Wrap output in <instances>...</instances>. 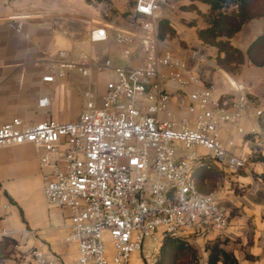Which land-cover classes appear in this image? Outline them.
<instances>
[{
  "label": "built area",
  "instance_id": "obj_1",
  "mask_svg": "<svg viewBox=\"0 0 264 264\" xmlns=\"http://www.w3.org/2000/svg\"><path fill=\"white\" fill-rule=\"evenodd\" d=\"M122 15L124 25H119L106 11L92 22L88 40L111 41L124 59L141 58L138 63L121 66L112 57L73 58L58 50V69L50 66L41 76L53 82L71 70L85 78L110 71L101 105L87 91L75 120L28 123L13 117L0 125V148L31 143L40 149L44 199L67 211L66 240L77 252L74 260L64 261L41 243L29 252V264H157L167 236L204 238L226 222L228 211L218 191L200 192L195 169L207 161L239 172L264 145L263 108L244 87L229 82L234 94L216 95L214 85L186 70L183 58L160 37L162 0H135ZM29 18L8 15L5 21L21 33ZM189 56L197 59L198 53ZM169 84L181 94L180 116L169 108ZM47 105V97L38 99V107ZM231 131L250 136L254 150H236ZM174 142L191 151L177 156ZM29 233L36 236L34 230ZM147 239L152 249L146 248Z\"/></svg>",
  "mask_w": 264,
  "mask_h": 264
},
{
  "label": "crops",
  "instance_id": "obj_2",
  "mask_svg": "<svg viewBox=\"0 0 264 264\" xmlns=\"http://www.w3.org/2000/svg\"><path fill=\"white\" fill-rule=\"evenodd\" d=\"M85 1L92 3L93 0ZM94 1L93 5L110 4L106 10L111 12L110 22L124 25L122 14L131 8L126 0ZM208 9L209 5L200 0H164L162 3V20L173 29L172 35L166 33L164 37L167 44L183 60L190 57L192 49L198 52L199 48H206L204 56L207 62L201 64L207 69L215 66L217 49L202 43L197 30L206 27L204 14ZM20 14L30 16L25 20L21 33L9 28L5 21L8 15ZM99 19L100 16L92 10L70 6L67 0H0V125L13 117L28 123L48 119L72 121L84 107L85 92L89 91L92 96V87L97 86V94H103L105 81L112 76L110 71H93L90 77L85 78L71 70L64 78L56 76L53 82L41 81V76L50 66L55 71L58 69V50L66 51L73 58L88 52L102 58L112 57L113 63L121 66L139 62L141 58L124 59L119 47L111 41L91 43L88 40L87 31L94 26L92 22ZM263 28L264 16H258L245 22L230 38V42L245 54V59L239 71L231 73L232 76L222 73L228 81L241 84L249 97L264 109V66L253 65L246 55L247 48L262 34ZM82 44L87 45V53L80 51ZM198 74L203 82L215 86L216 95L234 94L231 87L227 88L220 77H216L215 71L208 69L206 73ZM80 81L87 88L78 92ZM168 87L171 92L169 108L180 116L182 111L177 102L181 94L174 85L169 84ZM41 97L48 98L46 107L37 106ZM242 124L248 128L249 121ZM230 135L236 150L244 153L254 150L250 136L243 137L233 131ZM259 152L262 159L252 161L241 174L231 177L242 187L240 193H235L228 185L221 187L225 179L217 187L220 201L228 211L224 225L207 237L185 239L196 250L198 264H208L209 250L205 246L216 241L235 264H264V145ZM39 155L40 149L31 143L0 148V238H14L18 243L16 255L22 257L18 262L8 259L0 264H29V252L41 243L45 251L64 261H72L77 256L75 246L66 240L68 232L63 227L67 211L48 205L44 199ZM29 230H34L36 236ZM217 264H225L221 256Z\"/></svg>",
  "mask_w": 264,
  "mask_h": 264
},
{
  "label": "trees",
  "instance_id": "obj_3",
  "mask_svg": "<svg viewBox=\"0 0 264 264\" xmlns=\"http://www.w3.org/2000/svg\"><path fill=\"white\" fill-rule=\"evenodd\" d=\"M209 5L207 13L204 14L206 27L197 30L198 39L207 45L217 49L215 60L217 64L227 72H238L244 63L245 54L230 42V38L240 30L241 26L252 18L263 16L264 10L255 12L253 4L257 0H200ZM165 28L166 33L173 34V29L165 20L159 22V28ZM164 33H160V37L164 38ZM264 38V28L262 34L256 37L249 45L246 51L247 58L255 66H264V60L257 62L253 59V50L259 41ZM259 123L264 130V109L263 114L259 118ZM205 173L208 177L215 170L207 161L200 164L194 171L195 183L198 187L200 174ZM17 241L9 236L0 238V263L8 259H12L17 253ZM205 249H209L208 264H217L221 256L225 264H235L231 258L221 247L219 242H214L211 246L206 245ZM187 262V264H198V254L195 249L183 238L175 236H167L159 250L157 264H178L179 262Z\"/></svg>",
  "mask_w": 264,
  "mask_h": 264
},
{
  "label": "rangeland",
  "instance_id": "obj_4",
  "mask_svg": "<svg viewBox=\"0 0 264 264\" xmlns=\"http://www.w3.org/2000/svg\"><path fill=\"white\" fill-rule=\"evenodd\" d=\"M257 1L258 2L255 1V3L253 4V10L255 12L264 10V0H257ZM67 3L73 7L78 6V7H84V8H87L89 10H92L95 14H97V16H100V17L103 16L104 11L108 10L109 7H111L110 4H108L107 2H103L101 4L93 5L95 3L94 0L92 1V3H87L85 0H67ZM134 3H135V0H126L127 5L130 4V6H132V4H134ZM162 3H164V0H162ZM59 5H63V4L60 3ZM127 5H126V7H127ZM259 21L261 24V20H259ZM165 31H166L165 28H162V27H161V29L159 28V35L161 32L164 33ZM165 34H166V32H165ZM164 37H166V35H164ZM80 48H81L80 51H82L83 53H87L88 47L86 44H82L80 46ZM205 49L199 48L200 51L197 52L199 59L198 58L192 59L190 57L187 58L186 63L188 65V68L193 69L195 67V65H197V63H199L198 66L194 69L195 72L203 74V73H206L208 71V69L211 72L215 71L216 77L217 78L220 77V79H221L220 81H222L224 83V85L230 89L228 81H226L227 79L224 77L222 71L226 72L229 76L233 75V74H231L232 72H227L225 69L220 67L217 64V62L215 63L214 67H208V69L205 67L204 64H201V63L207 62V58L204 56ZM193 50H195V49H192V51ZM87 54L89 55V52ZM91 56L94 57V55H91ZM252 56H253V59L257 62L264 60V38H263V40L259 41L256 48L253 50ZM213 65H214V63H213ZM215 69H217V71ZM232 78H235V77H232ZM86 88H87V86L82 81H80L78 83V90H79L78 92H80L81 90H84ZM262 90H264V88ZM91 97L93 99V102L96 105H101L100 95L97 94V86L92 87V96ZM255 103L257 104V102H255ZM174 148H175V152H176L177 156H179V157L184 156L191 151V149H183V145L180 142H174ZM196 153L203 154L204 151L202 149H198V150L196 149ZM252 154H253L251 157L252 161H259L260 159H262L261 153L259 151H257L256 153H252ZM210 164H211V167L215 170V172L211 173L208 177H206L205 173H203V172L200 174L199 177H200L201 181L198 182V187L200 188L198 190L200 192L207 193L209 191L217 190L218 189L217 187L223 183V179H225L226 182L223 185H221V187H223L224 185H228L230 189H233L235 191V193L241 192L240 189L242 187H240L238 185V183L235 182L234 180H231V177H234V175L239 174L240 172H242V170L239 172H235V173L234 172H226V171L219 169L217 166L213 165L212 163H210ZM102 235H103V239L108 242L109 238L107 236V232H103ZM146 248L152 249V243L150 242L149 239L146 240ZM206 250H209V249H206ZM12 259H14L16 262H18V260L22 259V257L19 254L18 255L15 254ZM7 261L8 260H6L4 262L6 263ZM135 262L138 263V261H135ZM178 264H187V262L183 261V262H179Z\"/></svg>",
  "mask_w": 264,
  "mask_h": 264
},
{
  "label": "water",
  "instance_id": "obj_5",
  "mask_svg": "<svg viewBox=\"0 0 264 264\" xmlns=\"http://www.w3.org/2000/svg\"><path fill=\"white\" fill-rule=\"evenodd\" d=\"M190 58H192V57H190ZM192 59H195V58H192ZM186 60H187V58H185L183 61H184V64H185V69L186 70H191V69H189L188 68V65H187V63H186Z\"/></svg>",
  "mask_w": 264,
  "mask_h": 264
},
{
  "label": "bare ground",
  "instance_id": "obj_6",
  "mask_svg": "<svg viewBox=\"0 0 264 264\" xmlns=\"http://www.w3.org/2000/svg\"><path fill=\"white\" fill-rule=\"evenodd\" d=\"M228 81V80H227ZM228 82H230V81H228ZM231 83H233V84H236L234 81L233 82H231Z\"/></svg>",
  "mask_w": 264,
  "mask_h": 264
}]
</instances>
